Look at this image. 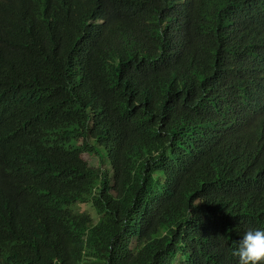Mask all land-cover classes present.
<instances>
[{
    "label": "trees",
    "instance_id": "16d2710c",
    "mask_svg": "<svg viewBox=\"0 0 264 264\" xmlns=\"http://www.w3.org/2000/svg\"><path fill=\"white\" fill-rule=\"evenodd\" d=\"M261 227L264 0H0V264H239Z\"/></svg>",
    "mask_w": 264,
    "mask_h": 264
},
{
    "label": "clouds",
    "instance_id": "9594fccd",
    "mask_svg": "<svg viewBox=\"0 0 264 264\" xmlns=\"http://www.w3.org/2000/svg\"><path fill=\"white\" fill-rule=\"evenodd\" d=\"M239 264H264V227L247 229L235 242Z\"/></svg>",
    "mask_w": 264,
    "mask_h": 264
},
{
    "label": "rangeland",
    "instance_id": "374dc122",
    "mask_svg": "<svg viewBox=\"0 0 264 264\" xmlns=\"http://www.w3.org/2000/svg\"><path fill=\"white\" fill-rule=\"evenodd\" d=\"M86 160L89 162L90 166L94 167V168H100L101 164H103V162L96 158V159H92L89 156H86ZM83 209L88 212L89 214H91V216L93 217L95 222H99L100 217L98 216V214L96 213L94 207L92 206V204L86 205L83 207ZM186 260V257L182 256L179 260L180 264L182 262H184Z\"/></svg>",
    "mask_w": 264,
    "mask_h": 264
}]
</instances>
